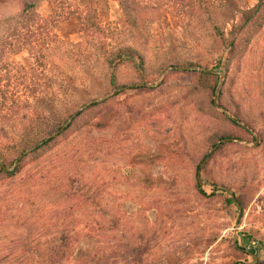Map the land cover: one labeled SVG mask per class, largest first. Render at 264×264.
<instances>
[{"label":"rangeland","instance_id":"374dc122","mask_svg":"<svg viewBox=\"0 0 264 264\" xmlns=\"http://www.w3.org/2000/svg\"><path fill=\"white\" fill-rule=\"evenodd\" d=\"M24 1L34 5L22 12ZM256 2L0 0V99L4 91L28 98L26 107L0 121L4 167L54 131L40 124L46 105L34 97L47 94L56 102L64 76L66 84L84 75L90 80L73 98L69 114L120 90L111 89L102 78L105 71L95 64L97 40L104 47L131 45L144 56L143 82L127 65L117 72L123 92L107 103L117 108L115 120L108 119L100 131L82 126L33 165L0 182V264L23 263L28 233H39L41 241L54 234V220L68 215L62 211L69 201L61 188L70 173L101 188L97 200L103 212L84 205L68 215L78 223L73 255L63 264H254L258 259L247 253L245 248L253 246L243 234L255 239L264 262V23L225 75L218 63L225 41L209 31L216 23L230 38L240 12ZM89 35L96 39L87 42ZM78 41L79 48L73 45ZM174 65L221 71L215 102L231 118L221 112L224 116L240 124L221 118L212 104L213 91L195 87L194 70L163 73ZM137 83L156 84L130 89ZM30 126L36 131L27 144ZM213 131L233 137L218 141L214 150L208 146ZM23 184L41 185L33 205L20 203ZM227 197H239L241 206L228 204ZM101 214L104 229H91ZM25 216L30 217L22 224Z\"/></svg>","mask_w":264,"mask_h":264},{"label":"trees","instance_id":"16d2710c","mask_svg":"<svg viewBox=\"0 0 264 264\" xmlns=\"http://www.w3.org/2000/svg\"><path fill=\"white\" fill-rule=\"evenodd\" d=\"M33 5L34 1H24L22 5V12L28 11V9L33 7ZM240 13L242 16L240 20H237L231 25L232 29L230 38L225 39L223 27H218L216 23H212L209 28V31L214 37L225 41L223 50L218 56V63L222 65L224 69V75L228 73L231 64L233 62H237L240 59L252 36L257 30L262 27L264 23V0H257L252 9H248ZM91 25L92 28L98 30L96 23H93ZM86 38L88 39L87 42L96 39L94 35H89ZM96 42L97 45L95 47V50L98 53V60H95V64H99L102 67V70L105 71L102 78L103 80L105 79L106 83L111 87V89L120 90H117V92H115L112 97L103 99L100 102L91 103L83 110H80L72 117L67 126L60 130L55 136L46 139L45 141L37 145L34 149L19 158L12 170L5 171L0 166V182H3L7 178H11V176L19 173L22 169L25 170L27 167L33 165L44 155L60 146L68 139L69 136L73 135V133L78 131L82 126H86L89 130L100 131L107 124L108 119L115 120L118 116L117 108L107 103L111 101L115 95L123 92L122 88L124 87V84H120L117 82V72L121 66H129L136 77L139 79V81L143 82L142 70L144 65V56L133 46L123 44L104 47L99 40H97ZM73 45L79 48L81 47L82 42L78 41L73 43ZM216 69L218 68L216 67ZM193 73L196 75L195 87L200 90H205L208 94H211L215 86L216 75L196 70H194ZM64 78H61L59 86V90H61V92H59V94H56V102H54L53 98L47 96V94H41L42 96L34 97L35 102H40V104L46 105V107L40 114V124L45 127L51 125L53 130L58 129L65 117L69 115V109L75 104L74 102H76L75 100H73V98L78 95L77 92L80 90H84V88L89 86L90 83L89 76L87 75H84L77 80L72 78L73 82L75 81V84H66ZM130 89L145 90L148 88H146L144 85H141L130 87ZM6 93L7 91L1 93L0 121L3 119L7 120L11 111L15 113L22 105L26 107L28 103L27 97L22 98L21 96H19V94L14 93H10V96H7ZM29 93L34 94L33 91ZM217 113L221 116L222 119L228 121L233 125H236V122L233 119L224 116V114L221 112ZM260 113L262 115V118H264V110H262ZM233 117L235 119H239V116L236 113L233 114ZM33 130L34 132H32ZM35 131L36 130L31 126L27 129V144H29L33 140L31 136L33 133H35ZM232 137L233 134L231 132L220 133L219 131H213L208 136V146L214 147L213 149L216 150L219 148L216 146V143L218 141ZM224 143L225 142H219L218 145L221 146V144ZM62 184L63 186L61 190L64 200L69 201V204L66 205V208L62 206L63 212L66 211L68 215H72L75 210L84 205H89L95 213L103 212L101 209V205L97 200V195L100 193L101 188H97V185H95L94 182L86 178L84 175L79 173H70L65 176V181ZM40 186V184H37L36 188L34 186H30L28 188L26 184H23L21 188L22 190H20L18 194L20 203L22 205L28 206L33 205L37 196L35 192L38 188H40ZM51 186V189L55 190L56 186H54L53 184H51ZM196 188L199 193L204 194V192H202V190L199 189L198 186H196ZM216 191L222 193L224 192L223 190H215V192ZM213 192H211L210 195H212ZM234 201L236 204H234ZM24 202L26 203L24 204ZM58 202L61 203L60 199ZM226 202L228 204L233 203V205L238 208L239 206H241V200L239 199V197H227ZM68 215H66L65 217H60L57 215L58 217L56 221L54 220L51 225L55 229V231L49 239L41 241V235L39 233H28L27 239L24 242L22 253L24 264H63V262H65L66 260L68 261L72 257L74 238L73 229L78 221L76 222ZM29 217L30 216L23 217L22 224H24V221H26ZM92 221L95 227L92 228L88 225L91 229H104V217L102 214L98 216L97 219H94ZM243 235L249 241V244L253 246H248L247 248H245L247 253H253L258 259L254 264H264V262H261L259 260V254L254 246L255 239L252 238L249 234Z\"/></svg>","mask_w":264,"mask_h":264},{"label":"water","instance_id":"95a60500","mask_svg":"<svg viewBox=\"0 0 264 264\" xmlns=\"http://www.w3.org/2000/svg\"><path fill=\"white\" fill-rule=\"evenodd\" d=\"M170 69L197 70V71H202V72H208V73L217 74V81H216L215 86H214V89H213L212 104H213L214 108H216L218 111L224 112L228 117H230L229 114L225 112L224 108L221 105H219L217 102H215V97H216L217 89H218L219 84H220V82L222 80V72L221 71H213V70H209V69L204 68V67H194V66H186V65H174V66H170V67L165 68L164 71H163V73H165L166 71H168ZM156 83H137V84H131L130 86H133V87L134 86H141V85H144V86H154ZM106 97L107 96H103V97H100V98H95V99L90 100L89 102H86V103L80 105L77 109H75L71 114H69L65 118V120L62 122V124L60 125V127L58 129L54 130L53 132H51L50 134H48L47 136H45L44 138H42L41 140H39L38 142H36L35 144H33V145L29 146V147L24 148L22 150V152H20V154L13 160L12 164L9 167H4L2 165V163H1V161H0V166L2 167V169L5 170V171L12 170L14 168V166H15L16 161L20 157H22L24 154H26L27 152H29L32 149H34L37 145H39L40 143H42L46 139L55 136L60 130H62L63 128H65L67 126V124L70 122V120L72 119V117L75 114H77L80 110H82L83 108H85L86 106H88L91 103L100 102L103 99H105ZM236 122L238 124H240L238 121H236ZM201 164H202V161L200 162V164H199L198 167H200ZM202 182H206V181L201 180V179H198V183L199 184L202 183ZM209 185L212 186V187L222 188L223 189V187H219V186H216V185H213V184H209ZM234 204H236L235 201H234ZM234 236H235V234H234ZM233 242L235 243V240L234 239H233ZM238 264H243V263H238Z\"/></svg>","mask_w":264,"mask_h":264}]
</instances>
